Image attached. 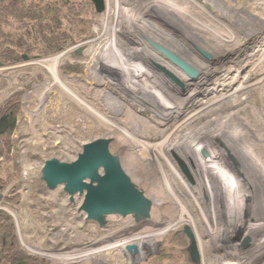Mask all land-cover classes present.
Segmentation results:
<instances>
[{"label": "rangeland", "instance_id": "rangeland-1", "mask_svg": "<svg viewBox=\"0 0 264 264\" xmlns=\"http://www.w3.org/2000/svg\"><path fill=\"white\" fill-rule=\"evenodd\" d=\"M202 1L208 3L202 5L208 12L222 10L227 18L239 23L227 25L230 35L241 40L243 49H231L227 43L217 45L211 32L196 28L194 19L186 14L181 17L176 12L171 20L165 19L169 0H106L105 9L91 23L88 37L50 56L27 57L23 62L0 66V105L13 92L22 93V111L14 131L21 171L0 192V209L12 216L27 252L45 257L48 264H201L200 254L198 261L191 258L189 263L177 250L173 252L178 257L155 262L168 233L184 230L187 224L192 228L187 221L168 228L154 249L139 252L137 258L130 254L138 249L136 239L157 234L179 214L178 200L170 194L172 187L177 198L181 196L189 211L201 219L198 228L208 235L203 243L207 264H264V80L259 79L264 75V0ZM179 4L192 14L199 13L189 1L179 0ZM199 15L207 20L203 12ZM93 39L97 40L96 49L86 53L84 44ZM79 48L82 53L77 55ZM162 49L185 62L197 76L184 72ZM65 51L69 53L58 66L60 74L84 103L56 85L40 89L51 77L45 67L34 62ZM67 64L79 65L83 70L67 73L63 69ZM141 67L149 69L150 75ZM245 84L250 86L236 92L241 97L237 103L226 100L219 108L203 109L205 104ZM192 95L193 99L187 98ZM184 98L186 101L180 103ZM200 112L203 114L199 116ZM229 115L225 126L219 127ZM206 123L209 130L198 136L202 131L197 130ZM185 133L195 135L177 150L160 147L166 141L181 139ZM97 138L111 139L110 150L119 155L126 173L152 201L149 218L137 221L131 215H110L106 226L101 227L80 210L83 196L75 194L71 200L63 186L50 189L41 180L46 159L72 161L78 155L77 148L82 150L84 143ZM185 141L191 142L198 154ZM254 144L256 148L249 152ZM173 153L186 163L193 182L184 176ZM153 157L167 163L166 173ZM199 157L209 163L198 161ZM223 157L230 163L240 157L239 162L248 167L241 170L237 166V178L234 174L231 178L222 164ZM215 163L220 164L218 171H212ZM213 173L222 181V190L212 178ZM205 176L215 187L216 201H211L214 197L205 189ZM237 194L245 200L236 203L238 215L228 201ZM16 195L17 199L12 200ZM252 199L254 204L249 203ZM226 203L231 211L226 210ZM216 206L223 211L218 217ZM225 215L233 221L236 218L230 222L234 232L223 233L222 240L213 247L212 241L217 239L211 231L215 223L224 226ZM189 245L190 239L188 251ZM78 253L85 255L74 258ZM54 254L74 259L64 262L53 259Z\"/></svg>", "mask_w": 264, "mask_h": 264}, {"label": "trees", "instance_id": "trees-1", "mask_svg": "<svg viewBox=\"0 0 264 264\" xmlns=\"http://www.w3.org/2000/svg\"><path fill=\"white\" fill-rule=\"evenodd\" d=\"M98 14L91 0H0V66L23 62L25 56L28 59L50 56L83 40L90 35L91 23ZM63 69L67 73L83 70L71 64L64 65ZM21 95V91H15L0 105V118L8 114L10 120L6 133L0 135V192L16 180L21 171L14 136L22 111ZM17 196L11 199L16 200ZM188 244L183 229L168 233L155 262L184 255L191 263ZM0 264H48L45 257L31 254L22 247L12 216L2 209Z\"/></svg>", "mask_w": 264, "mask_h": 264}, {"label": "water", "instance_id": "water-1", "mask_svg": "<svg viewBox=\"0 0 264 264\" xmlns=\"http://www.w3.org/2000/svg\"><path fill=\"white\" fill-rule=\"evenodd\" d=\"M91 1L96 11L102 12L105 9V0ZM162 51L188 75L197 76L196 71L177 56L163 49ZM81 53L80 48L75 51L77 55ZM164 72L178 85H182L171 73L166 70ZM9 126V115L5 114L0 118V135L6 133ZM110 142V138H97L86 142L72 161H63L56 157L46 159L40 178L50 189L63 186L71 200L75 194L82 195L80 210L86 214L88 220L97 222L101 227L106 226L110 215H131L137 221L145 220L151 215L152 201L126 173L119 155L110 150ZM173 155L184 176L193 182L194 178L186 163L177 154ZM184 231L190 239V256L193 261H198L199 251L194 232L189 225H184Z\"/></svg>", "mask_w": 264, "mask_h": 264}, {"label": "bare ground", "instance_id": "bare-ground-1", "mask_svg": "<svg viewBox=\"0 0 264 264\" xmlns=\"http://www.w3.org/2000/svg\"><path fill=\"white\" fill-rule=\"evenodd\" d=\"M112 1H114V0H112ZM187 2L189 1V3L192 5V7H195V8H198V12L200 13V12H203L204 13V17L206 16V19L207 20H201L200 19V15H199V13L198 14H192V12H190L189 10V8L188 7H186V6H184V5H181V4H179V0H178V2L176 3V2H171V0H169V3H168V5L165 7V8H167V11L164 13V15H165V19L167 18V19H170L171 20V18L170 17H174V15L173 14H176V12L179 14V15H181V17H184V15L186 14V15H188V16H190V17H192L193 19H194V23L196 24L195 26H196V28H197V26H198V28L200 29H202V30H205V31H209V32H211V36H213L218 42H217V45H218V43L220 42V45L221 46H224V44L225 43H227V44H230L231 45V49H243V46L241 47V45L242 44H240V39L235 35V34H232V35H230V33H232L231 32V30L229 29V27H228V25H227V22H230V23H232V24H234V22H236V21H231L229 18H227L226 17V14H224L223 12H222V10L221 11H218V12H215V13H210V12H208L206 9H203L202 8V5H205V4H208V3H204L202 0H186ZM105 4H106V0H105ZM189 9V10H188ZM105 13H106V11H105ZM106 17H107V14H106ZM238 18V17H237ZM192 19V20H193ZM162 20H164V18L162 19ZM201 20V21H200ZM229 23V24H230ZM236 24H239V23H235L234 25H236ZM229 39H231V41H230V43L229 42H227ZM96 39H93V40H89V41H87L85 44H84V46L86 47L85 48V50H86V53H93L94 52V50L96 49V43H97V40L95 41ZM226 40V41H225ZM160 42L161 43H164V41H162V40H160ZM165 46V45H164ZM224 50H225V48L224 47H222ZM83 49H84V47H83ZM230 49V50H231ZM164 50V49H163ZM174 50V49H173ZM146 51V50H145ZM241 51V50H240ZM69 52L68 51H65V52H63V53H61V54H58V55H55V56H52V57H49V58H46V59H43V60H36L34 63H35V65H39V66H43V67H45L46 69H47V71L49 72V74H50V77H51V80L49 81V82H46L43 86H41L40 87V89H43V88H45L46 87V89H49L51 86H54V85H56V86H58V87H60L61 89H63V91H65V92H67L70 96H72V97H74L75 99H77L79 102H81V103H84V100H83V98L76 92V90L74 91L73 89H72V87L66 82V81H64V79L62 78V76H61V74H60V71H59V65H60V63H61V61L66 57V55L68 54ZM147 54H150L149 52H147ZM151 55V54H150ZM179 56H181L180 54H179ZM151 57H152V55H151ZM154 58V60H159L158 58H156V57H153ZM161 62H163V61H161ZM163 63H165V62H163ZM168 65V64H167ZM172 66V65H171ZM255 67H257V66H255ZM141 69H142V71L146 74V75H150V73H149V69L147 70V69H144L143 67H141ZM251 71V70H250ZM253 71V70H252ZM254 72V71H253ZM255 74V73H254ZM254 75L252 74L250 77H253ZM188 78V77H187ZM247 79L249 80V78H248V76H247ZM259 79H263L264 80V75H262ZM187 80V79H186ZM187 82V81H186ZM198 85V84H197ZM248 86H250V85H248ZM246 84L245 85H242V86H240V89H238V88H235L234 89V91L231 93V94H228V95H225V96H223V97H220V98H218V99H216V100H214V101H212V102H210L209 104H205V106H204V108L203 109H214V108H219V106H220V104L223 102V101H231L232 103L235 101H237V100H239L241 97H240V95H239V97L237 96V94H236V92H241V91H243V90H245L247 87H248ZM237 89H238V91H237ZM195 95H196V93H195ZM194 95V96H195ZM187 98H189V99H193V95L192 96H189V97H187ZM186 101V98H184V99H182L181 101H180V103L181 102H185ZM234 102V103H235ZM197 103H198V101H197ZM237 103V102H236ZM93 109V111L95 112V113H98V111L96 110V108H92ZM199 114V116L200 115H202L203 114V112H200V113H198ZM232 114H234V113H232ZM231 114V115H232ZM231 115H229V116H227V117H225L223 120H221L220 121V124H219V127H222V126H225V124H224V122L226 121V120H228V119H226V118H231ZM205 116V115H204ZM212 120V119H211ZM209 121H210V119H209ZM208 124L209 123H206L204 126H203V128L202 129H198L197 130V132H200V131H202V132H200V133H198V136L199 135H201L202 134V136L205 134V132H207V130H209L208 129ZM113 127V126H112ZM110 128V127H109ZM116 128V127H115ZM213 129H210V131H212ZM192 135H195V134H191V133H189V135H188V133H185V134H183V136H182V138L181 139H179V140H174V139H172V140H169V142L168 141H166V142H164V143H162L161 145H160V147H163V148H166V146L167 147H172L174 150H177V149H175V148H177L178 146H183V142H184V140H186V139H192ZM196 138V137H195ZM135 140V139H134ZM133 141V140H132ZM135 143H136V141H135ZM142 144V143H141ZM136 145H138V144H136ZM185 145H187V146H189V148H191V151L192 152H194V153H197L198 154V151H197V149H195L196 147L191 143V142H189V141H185ZM255 146L254 147H250V149H248V151L250 152V150L252 149V148H256V144H254ZM259 146V148L261 147L260 146V144L258 145ZM73 148H74V146H72ZM195 147V148H194ZM193 149H195V150H193ZM262 149L264 150V144L262 145ZM184 150H185V152L187 151L185 148H184ZM81 151V148L79 147V148H77V150H76V154H78L79 152ZM188 152V151H187ZM251 152H253V151H251ZM158 153L159 154H162V152L161 151H158ZM224 153V152H223ZM236 153V152H235ZM222 154V153H221ZM142 155V154H141ZM235 155V154H234ZM192 156V155H191ZM223 156V155H222ZM226 156V155H225ZM185 157V156H184ZM192 158H193V160H196L193 156H192ZM226 158V157H225ZM142 159V158H141ZM186 159V158H185ZM207 159V158H206ZM231 159H233V158H231ZM153 160H155V162H156V164H157V166L160 168V170H163V174H164V172L166 173V171H167V163L165 162V161H163V160H161V159H154V157H153ZM187 160V159H186ZM198 161H202V162H205V163H209V160L207 159V160H204L203 159V157H199L198 159H197ZM236 160V161H235ZM235 163H230V161H228V160H225L224 159V157H223V159H222V164H223V166H224V168H225V170L227 171V173L229 174V176L231 177V178H233L232 176H233V174H234V176L236 177V175H237V171H236V169H238V167L241 169V170H244V168L245 167H248V165L247 166H243L242 165V162L240 161L239 162V160H240V157H237V158H235ZM149 162V161H148ZM245 162V161H244ZM153 164V163H152ZM146 165V164H145ZM150 165V164H149ZM220 165V164H219ZM219 165H218V163H215L214 164V166L212 167V171H214V170H216V171H218V169H219ZM144 166V165H143ZM238 166V167H237ZM212 176V178L213 179H215V181L219 184V189H223V185H222V181L220 180V178L218 177V175L215 173H213V175H211ZM206 177V176H205ZM207 178V177H206ZM204 179V181L203 182H205V184H206V182L208 183V186H206L205 187V189H206V191L207 192H209L214 198H212L211 199V201H214L215 200V194L216 193H214V191H215V187L214 186H211V183H210V181L208 180V178L207 179ZM237 178V177H236ZM221 182V183H220ZM216 183V184H217ZM217 184V185H218ZM172 185V184H171ZM216 185V186H217ZM170 187V186H169ZM234 187H235V185H234ZM170 194H171V197H173L172 199H177L178 200V210H179V214L177 215V216H175V219L174 220H172V221H170L169 223H167V225L164 227V228H162L160 231H158V233L157 234H154V235H150V236H147V237H143L142 239H136L134 242L137 244V246H138V249L136 250V251H133V252H131L130 254H131V256L133 257V258H137V255L139 254V252H141V251H143V252H147V251H149V250H151V249H154L155 247H156V245H157V243L163 238V236L165 235V232L166 231H168L167 229L168 228H170V227H172V226H174V225H178L180 222H182V221H187V222H189L191 225H192V228H193V230H194V233H195V239H196V243H197V245H198V251H199V254H200V258H201V264H207L206 262H207V257L205 256V253H204V248H203V243H204V237L205 236H207L208 237V235L206 234V230L204 231V234L203 233H201V231L199 230V228H198V221L200 222V223H202L201 222V219H199V218H197L195 215H193L190 211H189V208L186 206V204H185V202H183V200L179 197V195H178V197H179V199L177 198V194H176V192L174 191V189L172 188V187H170ZM241 194V193H240ZM240 194H237L236 195V197H234L233 198V200L231 199H229L228 201H229V203H231L230 204V208L233 210H235L236 211V213L235 214H237L238 215V212H239V210H238V208H236L235 206H236V203L238 202V201H240V203H242V200L243 201H245L244 199H242L241 198V195ZM239 195V196H238ZM82 196V195H81ZM263 196V195H262ZM233 197V196H232ZM223 200V199H222ZM174 201V200H173ZM216 201V200H215ZM81 202H82V198H81ZM80 202V203H81ZM228 203V202H227ZM227 203H226V205H225V208H226V210L227 211H229L230 210V208H229V210L227 209ZM235 203V204H234ZM246 205L248 204V201L246 200ZM249 203H251V204H254L255 203V201L252 199V201L251 202H249ZM244 204V203H243ZM248 206V205H247ZM246 206V207H247ZM217 208H216V213H217V217H218V215H220V212H223L221 209H220V207L221 206H216ZM224 207V206H223ZM249 207V206H248ZM254 207V206H253ZM251 208V207H250ZM243 210V209H242ZM241 210V211H242ZM182 211V212H181ZM231 211V210H230ZM227 214V213H226ZM239 214H241V212L239 213ZM194 216L196 217V219L194 218ZM226 216L227 215H225V216H223V218H225V223H224V226L221 224V225H219L218 223L216 224L215 223V227H214V229H213V231H211L214 235H215V237H216V239L217 240H213L212 242H215L214 244H213V247H216L217 246V242H218V240H222V235H223V233H225V232H234V230H233V228H235V227H233L232 226V224L236 221V218H235V220L233 221V218H232V220H231V218H229V215L227 216L228 217V219L226 218ZM232 216V215H231ZM230 216V217H231ZM238 218V217H237ZM233 221V223H230V222H232ZM240 222V221H239ZM188 225V224H187ZM190 226V225H189ZM191 227V226H190ZM201 227V226H200ZM239 227V226H238ZM240 230V229H239ZM232 232V233H233ZM235 232H237V231H235ZM239 232V231H238ZM247 233H248V230L246 231ZM154 233H156V232H154ZM242 233V232H241ZM246 236V235H245ZM244 236V237H245ZM246 239H248V236H246L245 237ZM206 240V239H205ZM118 244V243H117ZM135 244V245H136ZM124 245V244H123ZM128 245V244H127ZM114 246H116V244L114 245ZM205 246V245H204ZM120 248L122 249V245L120 246ZM210 249H212V248H210ZM214 249V248H213ZM218 249V248H217ZM93 253V252H92ZM91 253V254H92ZM64 254V253H63ZM75 254V253H74ZM94 254V253H93ZM83 256V255H85V254H77V255H75V256H73L74 258H78V257H80V256ZM210 255V254H209ZM67 256H70V255H66V256H62V255H59V254H54V256H53V259H62L61 261H64V262H68V261H71V260H73L74 258L73 257H67ZM64 257H66L65 259H63ZM210 258V257H209ZM60 261V260H59ZM210 261V260H209ZM64 262H62V263H64ZM211 263V262H210Z\"/></svg>", "mask_w": 264, "mask_h": 264}, {"label": "flooded vegetation", "instance_id": "flooded-vegetation-1", "mask_svg": "<svg viewBox=\"0 0 264 264\" xmlns=\"http://www.w3.org/2000/svg\"><path fill=\"white\" fill-rule=\"evenodd\" d=\"M167 26H169V28H170V30H171V28H172V27L170 26V23H168V25H167Z\"/></svg>", "mask_w": 264, "mask_h": 264}]
</instances>
